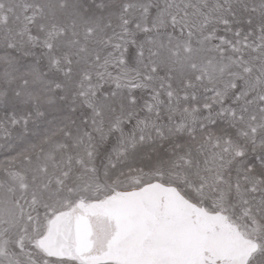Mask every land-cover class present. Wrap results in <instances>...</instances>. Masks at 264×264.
Here are the masks:
<instances>
[{"label": "snow or ice", "instance_id": "snow-or-ice-1", "mask_svg": "<svg viewBox=\"0 0 264 264\" xmlns=\"http://www.w3.org/2000/svg\"><path fill=\"white\" fill-rule=\"evenodd\" d=\"M0 264H264V0H0Z\"/></svg>", "mask_w": 264, "mask_h": 264}]
</instances>
